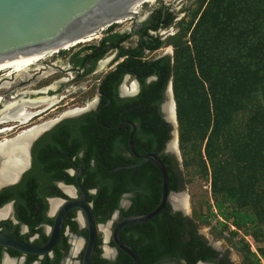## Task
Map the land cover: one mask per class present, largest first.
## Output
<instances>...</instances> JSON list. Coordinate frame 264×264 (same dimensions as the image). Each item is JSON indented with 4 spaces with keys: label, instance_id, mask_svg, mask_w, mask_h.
I'll list each match as a JSON object with an SVG mask.
<instances>
[{
    "label": "trees",
    "instance_id": "obj_1",
    "mask_svg": "<svg viewBox=\"0 0 264 264\" xmlns=\"http://www.w3.org/2000/svg\"><path fill=\"white\" fill-rule=\"evenodd\" d=\"M195 12L197 9L193 15ZM173 19L174 14L159 5L136 23L137 28L132 31L116 32L113 31L116 24L111 25L96 43L81 47L69 58L74 66L87 63L90 69L108 52L117 51L116 58H121L98 85L102 101L109 100L97 116L102 127L94 123L92 113L73 121L76 124L73 147L85 153L80 167L91 187L96 188V194L89 198L94 220L108 219L125 193L133 194V198L130 207L120 211L122 217L147 214L157 205L161 191L158 171L151 163L112 154L115 135L126 128L124 136L119 138L126 148L130 128L128 125L111 128L120 120L133 123L134 151L137 154L159 151L168 139L159 106L171 79L178 143L203 147L198 162L205 177L206 165L211 167L214 208L233 227H251L248 234L253 236V227L258 226L259 230L264 227L261 224L264 221V0H209L193 24L191 47H184L185 55L178 46L194 17L168 41L175 47L172 63L168 56L145 59V52L151 53L163 45L160 37L150 32L168 28ZM132 37L134 46L124 48L122 44ZM124 75L139 83V93L135 98L117 101L114 90ZM148 77H154V81L145 83ZM241 111L251 112L243 125L234 119ZM139 131L150 133L143 149L135 145ZM90 160L94 162L93 169L88 167ZM159 160L166 173L167 191L177 192L182 176L177 175L167 158L159 156ZM139 162L135 167H123ZM229 174H234L239 182L232 189L222 185L224 175ZM222 195L228 204L249 205L248 210L227 213L218 200ZM118 237L134 251L138 264L171 260L196 264L214 257L206 241L197 234L196 225L172 213L168 204L151 220L124 228ZM244 247L247 249L245 244ZM246 256L256 258L253 253ZM117 261L131 264L121 252Z\"/></svg>",
    "mask_w": 264,
    "mask_h": 264
},
{
    "label": "flooded vegetation",
    "instance_id": "obj_2",
    "mask_svg": "<svg viewBox=\"0 0 264 264\" xmlns=\"http://www.w3.org/2000/svg\"><path fill=\"white\" fill-rule=\"evenodd\" d=\"M135 28L137 25H132L131 29ZM157 32H150V34L157 36ZM114 52L115 57H117V51ZM120 61L121 58H115L113 63L118 64ZM100 64L101 60H98L90 69L87 63L82 64V66H74L68 59L65 67L61 69L44 62L42 65L47 66V68L40 67L38 72L30 77L26 73L20 78L13 77L12 83H10L11 89L4 96L0 95V201H2L0 202V264H82L88 237L85 216L78 208H72L63 213H60L59 210L65 203L81 201L83 197H85L84 204L92 214L96 231V239L88 264H120L117 261L120 251L113 246L109 233L117 222L129 217H122L120 211L125 212L130 207L133 194H122L116 209L109 218L104 222H95L93 206L89 198L96 194V188L91 187L89 180L83 176L80 167V161L83 160L85 153L73 147V138L76 137V124L73 122L75 119L92 113L94 114V123L102 127L98 123L97 116L102 108L107 107L109 103V100L102 101L103 96L98 89L103 77L98 81L94 93L88 99H83V102L80 101L84 103L85 108H75L82 93L68 92L67 94H71L73 97L66 102H63L66 96L62 95L66 87L69 88L90 76ZM56 72L65 75L69 73L70 79L56 78L44 85H37L40 79L46 75H54ZM125 76L126 79L124 80ZM149 78L153 79L154 77H148L145 83L154 81L148 82ZM127 79H131L133 85L136 83V88L131 91L129 85L130 87H124L125 92H122V82ZM139 88L140 85L134 78L124 75L114 90V98L117 101L135 98L139 93ZM3 91L5 90L0 91V93ZM72 101L74 102L71 103ZM67 106H70V109L66 108ZM86 108L88 111L82 115L64 116L72 115L77 109ZM161 118H163L162 114ZM164 123L168 128L166 132L167 141L159 151L155 150L143 154H137L132 146V136L136 131L135 124L120 120L119 124L111 129H120L121 126L132 125L134 129L131 136V146L134 153L138 156L154 154L158 159L159 156L167 158L172 169L180 177V165L175 150L169 143L171 127L166 122ZM120 131L121 133L115 135L112 154H119L125 159H135L128 147L124 148L119 142V138L126 133V128H122ZM149 135L150 133L139 131L135 145L143 149L145 139L150 138ZM153 141L157 144L156 140ZM64 142H66V147H63ZM139 164L140 162L123 167L130 168ZM88 167L93 169V160L88 161ZM178 183L177 192L183 190L181 178ZM99 184L103 183L99 181ZM115 211H117V215L112 219ZM178 214L186 218L180 213ZM56 219H60L58 233L52 246L47 248ZM123 229L118 232L117 236ZM197 234L199 235L198 232ZM9 240L25 245L37 253H25L8 247L6 244ZM209 244L206 242L214 257L211 261L201 263L219 264L223 262L224 264H231L230 259L222 251ZM46 248L47 250H45ZM39 250L40 252H38ZM180 263L181 261L174 260L157 262V264Z\"/></svg>",
    "mask_w": 264,
    "mask_h": 264
},
{
    "label": "water",
    "instance_id": "obj_3",
    "mask_svg": "<svg viewBox=\"0 0 264 264\" xmlns=\"http://www.w3.org/2000/svg\"><path fill=\"white\" fill-rule=\"evenodd\" d=\"M144 1L145 0H0V63L58 52L74 44V42L86 32L97 27L105 29L114 25L118 20L126 21L131 19L132 22H134L136 13L130 10L137 4L143 5L142 3ZM42 63L43 62L37 63L36 66ZM23 75L24 73H20L16 76L10 75L8 79L0 76V87H2V84H5L4 82L12 83L13 77L20 78L23 77ZM125 79L126 76L124 77V80ZM152 80H154V78H149L147 81L149 82ZM10 83L7 87H4L5 91L0 93L1 96H4L11 89ZM134 84L136 88V83ZM167 104L170 106L171 117L170 115L167 117L163 110ZM87 111V108L77 109L72 115L64 116L76 117ZM160 113L162 114L163 121L171 127L172 132L169 143L172 145L171 147L175 149V143H177L176 120L169 82L163 93ZM129 126L131 128L127 140L129 152L135 159L150 162L156 168L160 175L161 188L159 201L152 211L143 215L129 216L117 222L109 233L110 240L115 249L125 254L131 260V264H137V257L134 251L118 239V232L127 226L142 224L151 220L164 209L165 204L170 206L172 212L180 213L184 217H186V210L184 211L183 209L173 207L172 198L178 197L182 199L184 198V194L183 192L167 191L166 173L157 156L154 154L138 156L134 153L131 146V136L134 127L132 125ZM176 157L178 159L177 155ZM84 200L85 197H83L81 201L67 202L61 207L59 212L63 213L72 208H78L83 212L87 223L88 237L83 253L82 264H88L96 239V231L92 214L84 204ZM116 215L117 211L113 213L112 219H114ZM59 224L60 219H56L47 248H50L54 243ZM6 245L17 251L32 254L37 253L36 251L28 249L25 245H20L11 240H9ZM47 248L45 250H47ZM38 252H40V250ZM197 264L204 263L199 262Z\"/></svg>",
    "mask_w": 264,
    "mask_h": 264
},
{
    "label": "rangeland",
    "instance_id": "obj_4",
    "mask_svg": "<svg viewBox=\"0 0 264 264\" xmlns=\"http://www.w3.org/2000/svg\"><path fill=\"white\" fill-rule=\"evenodd\" d=\"M208 1L209 0H154L151 4H143L139 7V9L136 10V19L134 22H132L131 19L123 22L121 21V23L115 25L113 31L130 32L132 31V25L143 21L149 14V12L152 11V9L158 7L159 5L166 7L170 12L174 14V19L168 28L157 32V35L160 37V41L163 43V45L160 47L161 50L155 51L153 53H145L144 55L146 59H153L162 55H168V57L170 58V62L172 63L175 47L172 44L168 43V41H171V39L176 37L179 30L185 29V26L189 23V20L194 17L192 24L186 30L185 36L180 38V45L178 46L181 49H179V51H182V53H184L183 49L185 46L188 48L191 47V29L196 20L201 16V13L206 7ZM195 9H197V12H195V15H193V10ZM193 34L195 35L194 32ZM95 35L98 38L92 40L91 42L79 44L67 50H60L58 53L48 55L42 60V62L63 69L65 67L66 61L72 54L78 51V49H80L81 47L96 43V41L102 37V32H98ZM134 42L135 38L132 37L122 45L124 48L133 47L135 44ZM115 58L116 57L114 51L108 52L101 59V64L99 65V67L90 76L78 81L76 84H73L69 88L66 87L62 93V95L66 96L63 102H66L68 101V99H71L73 97V95L67 94L68 92L77 91L78 93L82 94L80 95L75 108H85L84 103H82L83 99H88L89 96L94 93L96 85L98 84L100 78L114 68L116 63H113V61L115 60ZM40 67L47 68V66H43L41 64L28 69L24 73H26V75L30 77L31 75H34V73L38 72V69ZM172 70H174V68ZM3 75L4 72L0 74V76ZM56 78L70 79V74L68 73L67 75H65L56 72L51 76L46 75L37 82V85H44L46 83H49L52 79ZM168 82L171 89V79ZM4 83L7 87L10 82ZM132 83L133 82H131V79H127L126 81L122 82V85L123 87L129 88ZM2 90H4V87H0V91ZM74 101H72L71 103H73ZM71 103L68 102V104ZM66 108L70 109V106H67ZM250 114L251 112L247 113L245 111H241L234 116V119L240 121L243 125V123L247 122ZM176 140L177 143H175L174 150L176 155L178 156L177 160L180 165V173L183 179V190L179 192H183L184 194V198L182 199L183 201H185L184 205L186 208V218L190 219L196 225L197 232L206 242L212 244L214 247L222 251L228 257V259H230L231 264H264V227L259 230L258 226L256 228L252 226L253 228L251 231H253V236H251L248 234V231L249 229H251V227L237 229L231 225V222L229 220H223V218L219 216L218 212L214 208V199L211 196L209 173V171L211 172V167L206 163L208 174H206L205 177L200 169V163L198 162L200 160V155L203 156V147L201 146V148L199 149L195 147L192 148L191 143H184L180 145L178 143L177 122ZM222 185L226 189H232L233 187H237L239 185V182L234 174H229L224 175V181ZM224 197V195H222L221 197L219 196L218 200L222 201L223 210L227 213H231L236 210H248L249 205L240 207L237 204H228L227 202H225ZM261 224H264V221ZM244 244L247 246V249L244 247ZM247 253H253L256 258H248L246 256Z\"/></svg>",
    "mask_w": 264,
    "mask_h": 264
},
{
    "label": "bare ground",
    "instance_id": "obj_5",
    "mask_svg": "<svg viewBox=\"0 0 264 264\" xmlns=\"http://www.w3.org/2000/svg\"><path fill=\"white\" fill-rule=\"evenodd\" d=\"M153 1L154 0H145L142 4H151ZM140 6H141V4H137V5L133 6L130 11L133 13H136V10L139 9ZM119 23H121V20H118L117 22H115V24H119ZM103 29L104 28H100V27L92 29L89 32H86L79 39H77V41L74 42V44H72L71 46H68L64 49H61V50H67V49L72 48L74 46H77L79 44L91 42L92 40L98 38L95 34H97L98 32H101V30H103ZM58 52H54V53H58ZM54 53H50V54H46V55H37V56L25 57V58L9 61L6 63H0V73L4 72L5 76L3 75V77L8 79V77L10 75L24 73L28 69L35 67L37 65V63H40L48 55H51ZM14 76H16V75H14ZM2 87H4V84L2 85ZM134 90H135V85L132 84L131 85V91H134ZM122 92H125L124 87H123ZM166 107L169 108L170 106L167 104ZM168 108L164 107L163 110L166 113L167 117H169V115L171 117V111ZM170 146H172V145H170ZM172 204H173L174 208L186 210L184 202L182 201L181 198H178V197L174 198L173 197L172 198Z\"/></svg>",
    "mask_w": 264,
    "mask_h": 264
},
{
    "label": "built area",
    "instance_id": "obj_6",
    "mask_svg": "<svg viewBox=\"0 0 264 264\" xmlns=\"http://www.w3.org/2000/svg\"><path fill=\"white\" fill-rule=\"evenodd\" d=\"M106 29V28H105ZM105 29H103L101 32H103Z\"/></svg>",
    "mask_w": 264,
    "mask_h": 264
},
{
    "label": "clouds",
    "instance_id": "obj_7",
    "mask_svg": "<svg viewBox=\"0 0 264 264\" xmlns=\"http://www.w3.org/2000/svg\"><path fill=\"white\" fill-rule=\"evenodd\" d=\"M107 29V28H106Z\"/></svg>",
    "mask_w": 264,
    "mask_h": 264
}]
</instances>
